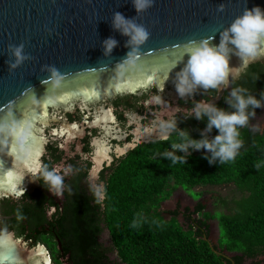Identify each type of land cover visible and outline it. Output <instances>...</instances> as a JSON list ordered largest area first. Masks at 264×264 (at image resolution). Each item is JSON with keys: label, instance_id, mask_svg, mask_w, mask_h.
<instances>
[{"label": "water", "instance_id": "obj_1", "mask_svg": "<svg viewBox=\"0 0 264 264\" xmlns=\"http://www.w3.org/2000/svg\"><path fill=\"white\" fill-rule=\"evenodd\" d=\"M221 3L224 9L218 11ZM255 5L264 8V0H154L137 13L132 0H0V198L20 197L24 187L52 194L33 174L45 151L41 125L56 119L47 114V107L59 90L71 84L78 89L75 93L88 96L111 86L134 90L161 82L183 65L190 41L214 37L218 43L219 32ZM115 12L151 30L139 53L125 60L128 37L112 27ZM108 37L117 44L105 56L102 42ZM16 45H23L24 59L10 68ZM262 58L242 61L233 55L227 84L212 101L229 93L242 71ZM0 264L53 262L44 243L30 245L0 223Z\"/></svg>", "mask_w": 264, "mask_h": 264}, {"label": "trees", "instance_id": "obj_2", "mask_svg": "<svg viewBox=\"0 0 264 264\" xmlns=\"http://www.w3.org/2000/svg\"><path fill=\"white\" fill-rule=\"evenodd\" d=\"M236 87L260 97L264 92V57L244 69L235 81ZM261 108L255 109L249 121ZM178 127L199 138L205 123L191 119ZM215 134L213 129L209 136ZM240 139L242 146L233 161L209 165L200 150L192 151L186 163L178 160L173 164L162 155L173 151V143L180 142L178 132L172 131L167 138L139 144L114 162L109 173L101 175L104 184L100 191L74 192L73 202L55 220H48L43 208L24 202L26 195L22 199H7L3 211L9 216L6 226L16 236L34 244L45 243L58 252L56 263L59 250L63 249L71 254L73 264H111L109 254L114 251L124 264H262L264 130L252 129L248 122L240 129ZM175 154L187 155L179 151ZM225 183H234L247 193L234 201L231 214L220 217L225 248L240 251L233 256L211 243L209 221L198 216L205 209L202 202L193 209L182 208L179 203L173 209L161 208L162 202L179 186L192 189ZM164 186L168 190L162 195ZM46 224L55 227L54 231L47 232ZM105 228L111 237L108 246L100 241Z\"/></svg>", "mask_w": 264, "mask_h": 264}, {"label": "flooded vegetation", "instance_id": "obj_3", "mask_svg": "<svg viewBox=\"0 0 264 264\" xmlns=\"http://www.w3.org/2000/svg\"><path fill=\"white\" fill-rule=\"evenodd\" d=\"M240 76L233 81V88ZM88 84L92 85V81ZM73 87L75 85L70 84L59 90L54 103L47 107V114L56 119L45 124V151L40 157L38 172L33 174L44 188L48 187L43 179L45 172L59 174L63 179L62 195L56 197L38 188L29 191L24 187L23 195L12 198L22 199L26 195L23 197L24 202L43 208L48 220H55L58 213L64 212L65 207L73 202L74 192L90 189L97 192L100 189L93 185L90 179L92 173H97L98 182L103 185L101 175L109 173L113 163L131 149L145 142L167 138L172 131H166L164 126L170 121H177L179 125L194 119H185V116L196 102L215 103L226 108L224 100L229 94L224 91L219 100L212 101L218 95V89H199L194 96L181 98L176 93L173 76H164L161 82L137 86L134 90L111 86L104 92L98 91L95 95L90 93L88 96L75 93L78 89ZM154 96L161 97L159 103L153 101ZM41 99L45 105L43 95ZM49 124L51 125L48 127ZM10 198H0V223L8 230H12L6 226L5 220L9 216L3 211L6 200ZM38 228L43 230L41 225ZM45 228L47 232L55 229L48 224ZM16 237L25 239L22 236ZM26 241L30 245L34 244L32 240ZM45 245L53 264H73L71 254L64 253L63 249L59 250L61 253L56 263L55 256L58 252H53Z\"/></svg>", "mask_w": 264, "mask_h": 264}, {"label": "clouds", "instance_id": "obj_4", "mask_svg": "<svg viewBox=\"0 0 264 264\" xmlns=\"http://www.w3.org/2000/svg\"><path fill=\"white\" fill-rule=\"evenodd\" d=\"M153 3L154 0H132L137 13L147 10ZM223 9V3L217 6L218 11ZM112 27L128 37L126 42L128 51L122 60L128 59L134 53L138 54L140 46L151 34L148 26L126 18L120 12L113 14ZM219 37L218 43H213V37L193 40L186 45L187 59L182 66L176 67L173 75V84L179 97H192L199 89H219L226 85L231 67L229 61L233 55L242 61L245 58L264 57V8L259 5L250 9L246 7L219 32ZM116 44L114 38H106L102 42L104 55H109ZM22 48L23 45L15 46L13 55L16 59L9 65L10 68H15L24 59ZM51 71L55 73L57 70L52 68ZM160 100L161 97H153L154 102L159 103ZM224 103L227 105L226 108L200 101L190 109L185 119L194 118L205 123V127L200 130L199 138H193L189 131L180 129L177 121L167 123L164 126L166 131H177L180 142L173 143L171 145L173 151L162 153L163 157L173 164L178 160L186 163L192 151L203 150L202 155L209 165L233 161L242 146L240 129L248 125L250 117L255 114V109L264 107V92L257 98L246 88H231ZM213 129L216 130V134L209 136ZM175 151L187 155L178 157ZM43 179L48 185L46 189L49 192L56 197L62 195L63 179L59 174L45 172Z\"/></svg>", "mask_w": 264, "mask_h": 264}, {"label": "rangeland", "instance_id": "obj_5", "mask_svg": "<svg viewBox=\"0 0 264 264\" xmlns=\"http://www.w3.org/2000/svg\"><path fill=\"white\" fill-rule=\"evenodd\" d=\"M50 125L51 124H49L48 127ZM249 126L252 129L264 130V107H262L260 112L249 121ZM41 128L42 131L40 134L45 135L46 125H41ZM90 179L96 189L100 188L98 190L100 191L103 185L99 184L97 173H92ZM163 190L164 191L162 192V195H165L168 187L164 186ZM246 195L247 193L240 191L234 183H225L219 185L205 184L192 189L179 186L172 192L170 197L162 202L161 208L166 210L173 209L179 203L182 208L190 207L193 209L198 202H202L205 205V209L199 213L198 216L207 218L209 221L211 243L221 248V250H223L227 255L233 256L235 254H239L240 251H230L225 248V238L223 235L220 217L221 215L231 214L235 207L234 201ZM179 220L182 223L184 221L182 216L179 217ZM100 241L104 245H110L111 237L107 228H105L101 234ZM36 244H33V246ZM109 257L112 261L111 264H124L118 258L116 251L111 252ZM259 258L262 259V256ZM262 264H264V262Z\"/></svg>", "mask_w": 264, "mask_h": 264}, {"label": "snow or ice", "instance_id": "obj_6", "mask_svg": "<svg viewBox=\"0 0 264 264\" xmlns=\"http://www.w3.org/2000/svg\"><path fill=\"white\" fill-rule=\"evenodd\" d=\"M5 241H6L8 244H10V245L13 244V242L11 241V239H10L9 237H5ZM13 247H15V246L13 245Z\"/></svg>", "mask_w": 264, "mask_h": 264}, {"label": "bare ground", "instance_id": "obj_7", "mask_svg": "<svg viewBox=\"0 0 264 264\" xmlns=\"http://www.w3.org/2000/svg\"><path fill=\"white\" fill-rule=\"evenodd\" d=\"M42 119H43L44 122H47V120H46V119H47V116H43ZM43 121H42V122H43Z\"/></svg>", "mask_w": 264, "mask_h": 264}]
</instances>
